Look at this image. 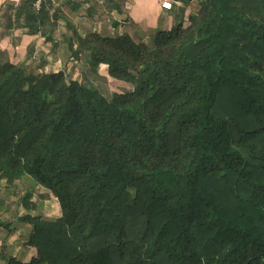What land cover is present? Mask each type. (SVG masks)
<instances>
[{
	"label": "trees",
	"instance_id": "obj_1",
	"mask_svg": "<svg viewBox=\"0 0 264 264\" xmlns=\"http://www.w3.org/2000/svg\"><path fill=\"white\" fill-rule=\"evenodd\" d=\"M169 1L150 42L79 38L81 79L0 50V182L62 213L27 216L36 255L9 264H264V0ZM34 2L1 17L52 33Z\"/></svg>",
	"mask_w": 264,
	"mask_h": 264
},
{
	"label": "crops",
	"instance_id": "obj_2",
	"mask_svg": "<svg viewBox=\"0 0 264 264\" xmlns=\"http://www.w3.org/2000/svg\"><path fill=\"white\" fill-rule=\"evenodd\" d=\"M6 3L8 0H0V50L7 58L34 68L32 58L37 53L44 72L64 71L75 79L83 78L85 70L83 59L74 55L79 38L99 33L150 42L158 31L176 24L173 11L163 9L161 0H114L106 5L100 0H47L50 14L58 17V26L43 35L24 27V11L19 23L13 20L9 24L1 17ZM25 185L9 188L5 184L0 188V264H9L11 258L29 263L36 255V249L28 244L31 225L27 216L54 221L62 215L57 198L49 190ZM28 195L30 201L26 200Z\"/></svg>",
	"mask_w": 264,
	"mask_h": 264
},
{
	"label": "built area",
	"instance_id": "obj_3",
	"mask_svg": "<svg viewBox=\"0 0 264 264\" xmlns=\"http://www.w3.org/2000/svg\"><path fill=\"white\" fill-rule=\"evenodd\" d=\"M25 0H8L9 3L13 4L14 5V8H18ZM44 0H35L34 2V8L35 10L38 12L40 9H41V6L43 4ZM100 3L102 5H106L107 3V0H100ZM161 5H162V8L165 9V10H168L170 11L172 9V3L171 1L169 0H161ZM10 15L14 14V11L13 13H9ZM33 59L36 61V62H40V59H39V56L38 54L36 53L34 56H33ZM1 213V212H0Z\"/></svg>",
	"mask_w": 264,
	"mask_h": 264
},
{
	"label": "rangeland",
	"instance_id": "obj_4",
	"mask_svg": "<svg viewBox=\"0 0 264 264\" xmlns=\"http://www.w3.org/2000/svg\"><path fill=\"white\" fill-rule=\"evenodd\" d=\"M101 68H102L103 72L106 69L105 66H102ZM103 89L107 95H110L112 92H118V93L127 92V91L131 90L132 87L129 84H127L121 80H116V79L111 78L109 88L107 89V87L105 85H103ZM25 184H26L25 185L26 187H28L30 185L28 182H25ZM3 185H5V182H0V188Z\"/></svg>",
	"mask_w": 264,
	"mask_h": 264
}]
</instances>
